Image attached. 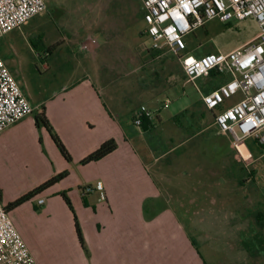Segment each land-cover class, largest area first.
Segmentation results:
<instances>
[{"label": "crops", "instance_id": "crops-1", "mask_svg": "<svg viewBox=\"0 0 264 264\" xmlns=\"http://www.w3.org/2000/svg\"><path fill=\"white\" fill-rule=\"evenodd\" d=\"M83 46L73 51L74 67L59 89L45 101L26 96L34 114L0 134V190L6 207L53 177L69 173L9 211L10 216L23 208L29 216L42 209L51 218L56 210L69 213L61 230L57 223L47 226L64 238L62 264H243L244 253L259 240L264 224L260 168L250 158L246 162L242 144L234 147L230 136L219 131L215 114L202 101V95L231 77L212 72L199 78V101L171 105L162 92L172 80L159 72L155 79L135 77L144 68L133 69L130 62L103 66L101 50ZM28 47L8 41L7 55L0 51V57L5 64L12 55L25 61L28 53L34 54V45ZM163 48L145 49V58L154 59L155 51L156 58H164ZM56 52L48 47L43 59ZM240 99L228 100L223 107ZM141 106L154 113L147 129L134 124ZM43 108L71 162L48 130L36 125L35 115ZM111 139L117 143L113 153L82 165ZM88 186L94 191L84 196L81 190ZM63 193L73 203L84 249ZM40 198L46 199L43 206L38 205ZM251 248L247 252L253 260Z\"/></svg>", "mask_w": 264, "mask_h": 264}, {"label": "rangeland", "instance_id": "rangeland-1", "mask_svg": "<svg viewBox=\"0 0 264 264\" xmlns=\"http://www.w3.org/2000/svg\"><path fill=\"white\" fill-rule=\"evenodd\" d=\"M45 1L47 4L45 13L34 17L21 29L7 34L0 43L3 55H7L5 46L8 41L21 43L27 47L34 45V54L28 53L25 61L14 55L6 59L10 72L32 101H45L59 89L74 67L73 51L79 52L81 45L89 44L90 39L96 40V48L93 50H101L103 66H107V63L130 62L133 69H139L141 66L144 68L139 70L141 73L135 77L155 79V72H159L166 81L172 80L169 87L162 92L165 101L171 102V105L200 100V92L197 89L199 82L187 80L177 56L165 45H161L160 48L164 47L162 53L166 58H156L158 55L156 51L152 53L154 59L145 58V49L151 50L154 45L145 35L147 25L142 19L141 0H108V4H102L103 0L101 4L92 6L87 5L101 0ZM55 11H58L57 14ZM259 33V25L253 18L233 20L229 23L214 19L185 36L186 53L196 57L208 52L227 54L248 44ZM86 39L87 41L81 44ZM48 47L57 48V52L46 60L43 59V55ZM40 56L42 58H39ZM46 64L49 69H46ZM239 98L241 96L235 99ZM242 147L247 153L246 162L250 158V161L253 160L255 166L260 168V187L263 191L264 148L258 145L254 137L246 139ZM69 199L71 201V198ZM262 208L264 211V205ZM54 213L56 217L51 218L50 212L42 209L37 212L34 210L29 216V212L23 208L11 216L18 232L39 264H62L60 259L66 253L64 238L56 235L47 226L57 223L61 230L65 223L64 219L69 218V213L68 216L61 210ZM45 223L46 226H43ZM36 225L40 227H35ZM196 231L203 233V230ZM260 234L259 240L255 239L254 244L247 248V251H250V247H253L251 248L254 253L253 260L249 259V252L246 251L243 264H264V224ZM198 241L200 252L204 255V245L200 239Z\"/></svg>", "mask_w": 264, "mask_h": 264}, {"label": "built area", "instance_id": "built-area-1", "mask_svg": "<svg viewBox=\"0 0 264 264\" xmlns=\"http://www.w3.org/2000/svg\"><path fill=\"white\" fill-rule=\"evenodd\" d=\"M145 35L155 48L165 45L177 56L188 81L196 82L212 72L231 79L202 95L205 107L215 114L219 131L230 136L234 147L254 137L264 148V0H141ZM47 10L45 0H0V38L21 29L34 17ZM253 18L260 33L251 42L230 53H207L201 57L186 53L185 36L208 21L222 23ZM90 39L84 49L95 46ZM241 99L224 108L226 101ZM168 106V103L165 104ZM35 108L24 94L4 60L0 57V134L24 118ZM154 113L145 106L137 111L134 124L142 127ZM88 186L85 196L93 192ZM105 199V196L102 197ZM46 203L44 198L38 205ZM0 264H36L25 240L18 232L10 213L0 199Z\"/></svg>", "mask_w": 264, "mask_h": 264}, {"label": "trees", "instance_id": "trees-1", "mask_svg": "<svg viewBox=\"0 0 264 264\" xmlns=\"http://www.w3.org/2000/svg\"><path fill=\"white\" fill-rule=\"evenodd\" d=\"M35 121H36V125L39 128L43 127V128H46L48 130V132L51 134L55 144L57 145V147L60 150L63 157L68 162H71L72 157H71L70 153L68 152V150L66 149L65 145L63 144V142L61 141V139L54 132L49 120L46 117L44 108H43L41 113H37L35 115ZM149 122L150 121L147 119L144 120L143 125H142L143 129H147V127L149 126ZM116 149H117V143L114 139H111V140L103 143L98 150H96L95 152H93L92 154L87 156L81 163H82V165H87V164H90L93 162H98V161L104 159L105 157H107L108 155H110L111 153H113ZM68 174L69 173L67 171L63 172V173L55 176L54 178L50 179L49 181L45 182L44 184H42L41 186H39L38 188H36L32 192H30V193L24 195L23 197H21L20 199L14 201L8 207H6L8 212L22 206L24 203L30 201L36 195H39V194L43 193L45 190L49 189L50 187L56 185L57 183H59L60 181H62L66 177H68ZM62 197H63L65 203L67 204L68 208L70 209V211L73 214L76 233H77L80 245L84 249L85 248V242H84V238H83L81 228L79 226L77 214H76V212L72 206V203H71L69 197L67 196V194L63 193ZM0 199H1V190H0Z\"/></svg>", "mask_w": 264, "mask_h": 264}]
</instances>
